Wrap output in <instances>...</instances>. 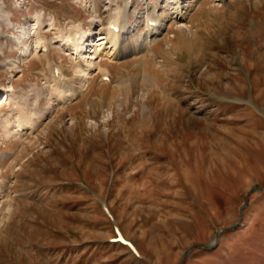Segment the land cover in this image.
<instances>
[{
  "label": "rangeland",
  "instance_id": "374dc122",
  "mask_svg": "<svg viewBox=\"0 0 264 264\" xmlns=\"http://www.w3.org/2000/svg\"><path fill=\"white\" fill-rule=\"evenodd\" d=\"M125 1L0 0V264H264V0Z\"/></svg>",
  "mask_w": 264,
  "mask_h": 264
},
{
  "label": "bare ground",
  "instance_id": "6f19581e",
  "mask_svg": "<svg viewBox=\"0 0 264 264\" xmlns=\"http://www.w3.org/2000/svg\"><path fill=\"white\" fill-rule=\"evenodd\" d=\"M200 1H202V0H200ZM181 3H182V0H165V5H167L168 9H170V11L174 17H179V16L183 17L184 12L182 11ZM127 8H128V2L125 1L123 11L119 12V10H117L118 12L112 16V18L110 20L111 26H110V28H108L107 33L105 35L102 34L99 37H97V40H101V42L97 43V45H99V44L101 45V43H105V44L108 43V45L110 44L109 49L104 52L107 55L109 54V56L113 55V57H118V56L124 55L126 53V51L124 49L122 50L120 48L119 44L123 38V34L126 33V31L128 29V26H127V15H128ZM37 22L38 21H36V23ZM159 25H160V18L156 14L155 8H152L147 13V16H146L145 33H144V35H142V33H140L138 36H135V39L133 38L134 40H132L129 44V45H131V47H130L131 50L135 52V51H138L139 49H145L148 46H150L157 38L156 34H157L158 29L160 27ZM70 35L71 34H69L68 36L62 37L63 42L61 43V46L63 49L65 48L67 50H70L71 53H74L75 55H77L78 53L81 52L83 45H84V39L82 38L83 33L81 30H79L77 33H74L71 36ZM50 43L51 42L46 43L48 47L50 46ZM36 44H37L36 47L39 48V50H42L44 45H45V44H43V41L39 38L36 40ZM128 48H129V46H128ZM110 50H111V52H110ZM91 54L93 55V53H91ZM91 57H93V56H91ZM86 66L88 67V65H86ZM55 75L56 74L53 75L54 76L53 80L58 82L59 79L57 80L56 79L57 77L55 78ZM59 82H60V80H59ZM60 84L61 83H59L58 85H60ZM7 97L8 96H5V93H3V98H4L3 100H6ZM20 117H23V119H19V120L15 121V125H14L15 128L13 129L14 131L12 130V128L11 129L9 128V126L11 124L10 119L7 116L3 119V126L5 128L4 133L7 135V137H11V135H13V133H15V132L18 134L19 131L21 132V128H23L24 125L29 123V121L24 117V115H21Z\"/></svg>",
  "mask_w": 264,
  "mask_h": 264
}]
</instances>
